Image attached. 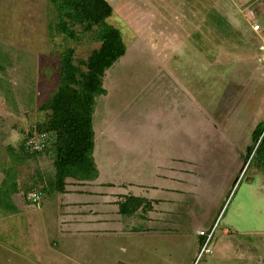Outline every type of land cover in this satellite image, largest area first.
Returning a JSON list of instances; mask_svg holds the SVG:
<instances>
[{
  "label": "rangeland",
  "instance_id": "374dc122",
  "mask_svg": "<svg viewBox=\"0 0 264 264\" xmlns=\"http://www.w3.org/2000/svg\"><path fill=\"white\" fill-rule=\"evenodd\" d=\"M109 2L108 21L120 29L127 51L106 72L107 93L94 109V157L102 179L141 183L176 148V157L193 160L196 178L204 177L200 183L193 177L194 188L185 193L200 216L184 226L210 228L228 197L211 252L195 264H264V173L245 160L252 131L264 120L262 50L242 18L245 11L238 10L250 8L249 0ZM50 18L47 0H0V182L16 179L19 210L32 217L0 207V264H80L82 256L95 264L99 248L94 251L104 245L61 231L60 194L40 191L52 178L54 152L45 142L50 135L35 128L46 117L41 104L56 87L59 51L69 45L77 58H86L99 45L88 36L49 38ZM27 132V144L34 141L29 146L38 154L22 151ZM235 166V179L210 218L220 199L216 190ZM32 192L40 206L28 198ZM198 237L196 248L176 236V246L166 247V262L156 252L153 264H194ZM101 257L108 264L110 256Z\"/></svg>",
  "mask_w": 264,
  "mask_h": 264
},
{
  "label": "trees",
  "instance_id": "16d2710c",
  "mask_svg": "<svg viewBox=\"0 0 264 264\" xmlns=\"http://www.w3.org/2000/svg\"><path fill=\"white\" fill-rule=\"evenodd\" d=\"M47 2L51 7V18L47 24L49 38L59 35L63 39L78 41L88 36L99 44L86 58H77L74 47L69 45L59 51L56 87L40 106L46 117L35 130L50 135V140L47 137L45 142L49 141L46 145L50 143L54 152L52 178L40 191L50 195L66 192L67 185H81L98 177L94 157V109L97 97L107 93L104 85L106 72L126 54L127 47L120 29L108 21L113 13L109 0ZM31 134L27 132L21 144L22 151L29 153L27 156L40 152L27 144ZM251 138L245 160H253L264 173V120L256 124ZM19 189L16 179L11 176L2 179V209H16L11 196ZM120 197L116 203L122 216L133 215L140 209L145 213L151 208V204L140 196L123 194Z\"/></svg>",
  "mask_w": 264,
  "mask_h": 264
},
{
  "label": "crops",
  "instance_id": "0c3cea01",
  "mask_svg": "<svg viewBox=\"0 0 264 264\" xmlns=\"http://www.w3.org/2000/svg\"><path fill=\"white\" fill-rule=\"evenodd\" d=\"M249 2L250 8L245 5L238 10L240 13L245 11L242 13V18L247 21L250 36L256 39L258 48L262 50L260 56L264 61V0H249ZM253 24H258L259 28L254 30ZM165 155L164 161L157 163L153 172L147 173L150 175L148 179L143 176L141 183L130 177L115 181L102 179V170L99 162H96L99 175L90 182L91 186L70 184L67 185L66 192L58 196L60 206L58 205L57 220L61 231L77 237L91 236L103 240L100 242L104 245H98L94 251L96 254L99 248L98 255L94 259L99 256L100 260L95 264L107 262L102 261L104 257L101 256H106V259L110 256L108 264H153L154 259H158L155 258L156 252L159 253L160 258L165 256L164 262H166L168 258L165 255L168 253L166 247L176 246V236H179L178 241L182 239L185 244L190 246L193 244L197 248L199 242L197 230L202 228V225H195L194 222L193 225H184L187 218L200 216L199 206L193 208L192 199L185 193L194 188L191 186L194 183L193 177L198 183L203 181L204 177L196 178L194 170L197 167L192 164L193 160L176 157V148L167 150ZM238 169L239 166L230 169L233 170L232 175L224 177V183L222 182L217 188L215 196L216 198L219 196L220 199L216 201L217 204L212 199L216 205L210 218L214 217ZM123 194L140 196L151 204V208L145 213L140 209L133 215L122 216L118 213L116 202ZM11 197L16 209L5 211L16 213L21 218L26 216L27 219H31L30 211L19 210L15 194ZM35 203L40 206L39 200ZM192 210H195V216ZM26 225L31 228L32 222L28 221ZM61 255L65 254L61 253ZM80 258H82L79 259L80 264H84L85 257ZM91 261L89 259L88 263L92 264Z\"/></svg>",
  "mask_w": 264,
  "mask_h": 264
},
{
  "label": "built area",
  "instance_id": "2783aa9c",
  "mask_svg": "<svg viewBox=\"0 0 264 264\" xmlns=\"http://www.w3.org/2000/svg\"><path fill=\"white\" fill-rule=\"evenodd\" d=\"M252 28L254 30H257L259 28V25L258 24H253ZM29 143L32 144V145H34V141H32V140H29ZM230 193H231V191H230ZM228 196H229V194H228ZM28 198L31 199L32 201L37 202L38 199H39V194H37L36 192H32V193H30L28 195ZM227 199H228V197H227ZM227 199L224 202L221 210L219 211V213H218L216 219L214 220L213 224L211 225V227L210 228H205V229H199V230H197V234L201 238V241H200L201 244H200L199 250L197 252V255H196L195 259H194L195 260L194 261V264L197 263L203 257L204 254H208V253L211 252L210 242L212 240V236L214 235V228L216 226V220H218L219 217H221V215L223 214V211L225 209L226 203L228 201Z\"/></svg>",
  "mask_w": 264,
  "mask_h": 264
}]
</instances>
